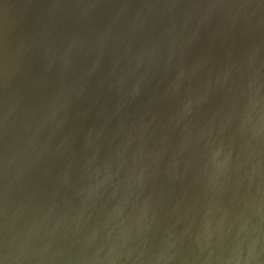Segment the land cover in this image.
Returning a JSON list of instances; mask_svg holds the SVG:
<instances>
[{
	"label": "water",
	"instance_id": "95a60500",
	"mask_svg": "<svg viewBox=\"0 0 264 264\" xmlns=\"http://www.w3.org/2000/svg\"><path fill=\"white\" fill-rule=\"evenodd\" d=\"M12 9L27 5L0 0V168L13 146L30 160L0 180V264H264V0L117 22L87 80L64 82L77 98L42 125L32 69L74 57L53 61L54 43L2 20Z\"/></svg>",
	"mask_w": 264,
	"mask_h": 264
},
{
	"label": "bare ground",
	"instance_id": "6f19581e",
	"mask_svg": "<svg viewBox=\"0 0 264 264\" xmlns=\"http://www.w3.org/2000/svg\"><path fill=\"white\" fill-rule=\"evenodd\" d=\"M242 1L244 0H23L27 5V11L24 12V14L15 15L16 13L12 9L11 12L8 11L2 15V20L6 23L11 22L10 24L14 26L19 25L21 22L23 27L27 30L34 28V37L38 40L40 39L43 48L54 43L56 49L51 57L53 61L57 58L60 51L64 58L73 56L75 60L77 59V62L73 59V61L59 64L55 67L45 66L47 63L43 61L32 69L33 73L31 74V79L28 81V84L35 83V86L38 88L35 91H37L38 108L40 110H37L36 114L39 119L38 124L41 121L42 125L53 121L58 115L62 116L68 104L74 101L73 98H77L81 87L76 89V91L73 90L74 95L62 93L61 89L65 85L64 82L70 81L69 85H72L78 82L83 84L87 80L90 69L96 62L95 58L101 54L103 49L110 47L109 44L100 42V38L107 36L109 34L107 32L108 30H110V33L113 32L114 24L117 22L121 23L120 29L122 25L125 28L127 26H135L138 21L140 22L146 17L145 14L152 11L154 7L157 8L158 5H161V7L168 5L182 13L187 9H205L214 13L219 11V13L214 16L220 17L219 15L223 13V8L230 7L234 9ZM8 20H10V22ZM157 21L154 20V25ZM204 26L205 24L202 22V24L194 29L188 28L187 33L190 36L196 37L202 33ZM150 29L149 32L152 31V28ZM90 32L92 35L88 37L87 35ZM130 32L131 30L127 28L124 32V36ZM162 34L163 33H157L156 36L151 37L154 40L153 42L157 41V38H163ZM148 38L149 37L145 38V40L143 38L144 41L140 39V44L143 43L146 45ZM93 39L98 40L96 47L91 43ZM103 40H105V38ZM132 40L134 42V37ZM105 41L108 42L107 40ZM67 42H70V44H67ZM134 48L135 44L133 48H130L131 52L130 50L126 51V55L124 52V56L121 58L123 64L125 62L130 63V56H133L132 52ZM139 50L141 49H138V51ZM150 57L148 58L145 54L142 55L140 66H138L140 68H135L138 69L136 73L138 72L139 75H142L153 65L154 59L150 61ZM146 59L147 61L143 63ZM194 66L195 65H191L189 69L192 71ZM184 71L185 70L179 71L175 79L181 78L185 73ZM162 73L163 69L160 68L156 76L152 79V83L155 78V81L158 83ZM79 83L77 84L78 86ZM149 89H151V87ZM64 90L67 91L68 89ZM36 101L33 103L30 102V105L23 103L22 106H19L21 112H26L24 108H27L29 111L30 108L35 107L37 104ZM52 106L54 110L50 109L51 113L48 114V119H44L43 121L42 118L44 115L40 116V112L42 109L45 108L46 110ZM22 132V136L28 137L30 133L36 132L35 125L25 129L20 127L12 128L8 130L7 138H14ZM26 151V147L21 149L13 146L9 150H4L2 152V157L6 158V162L0 168V180L7 177L9 167H16L22 162L30 160ZM41 161L43 160L38 161L36 164L41 163ZM24 166L25 165H23V167ZM23 169L25 170L26 168ZM27 183L28 182H25V184ZM9 184H12V182H9Z\"/></svg>",
	"mask_w": 264,
	"mask_h": 264
}]
</instances>
